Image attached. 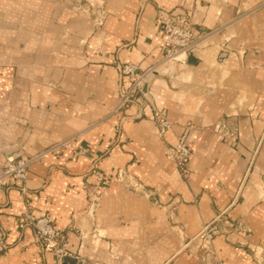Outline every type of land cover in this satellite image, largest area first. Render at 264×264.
<instances>
[{"label":"crops","instance_id":"obj_1","mask_svg":"<svg viewBox=\"0 0 264 264\" xmlns=\"http://www.w3.org/2000/svg\"><path fill=\"white\" fill-rule=\"evenodd\" d=\"M161 12L208 34L187 65L145 78L172 124L163 137L147 104L110 116L129 85L119 66L166 55ZM184 131L182 173L167 148ZM40 155L26 193L0 187V264H63L26 212L64 231L76 264H202L199 237L225 212L241 228L214 239L215 257L264 264L251 251L264 252V0H0V169Z\"/></svg>","mask_w":264,"mask_h":264},{"label":"built area","instance_id":"obj_2","mask_svg":"<svg viewBox=\"0 0 264 264\" xmlns=\"http://www.w3.org/2000/svg\"><path fill=\"white\" fill-rule=\"evenodd\" d=\"M105 14L101 13L97 17V25H103ZM160 23L168 27V35L165 42L166 55L164 59L157 65L143 71L139 65L134 63H125L119 66L120 77L126 79L129 85L126 90L121 92L117 107L110 116L119 115L127 106H136L137 108L144 107L147 103L144 96V82L149 74L158 73L165 74L170 67L175 65L185 66L191 53L196 51L200 43L208 36L206 33L199 32L195 29L191 14H168L160 13ZM149 105V104H147ZM145 106L154 115V120L157 126L158 135L163 137L167 131L172 128V124L166 116L163 109L152 105ZM189 131H184L179 136L178 140L168 146L167 157L173 161L176 167L185 173L188 171V166L191 161V151L189 148ZM61 147L72 148V140L58 143L49 152L55 151ZM88 154V149H79L77 155L85 156ZM44 155L29 159H10L3 171H0V187L6 185L11 179L17 182V186L21 191L26 193V183L28 181L29 168L37 160H40ZM96 169V167H95ZM98 184L97 189L100 190L103 181V175L100 171L96 173ZM131 178L126 171L120 170L117 175V180L121 184H130ZM97 202L96 200L94 201ZM224 216L219 215V219ZM23 225L30 226L34 230L35 243L42 249L44 253L52 254L59 261L64 257H73L74 253L69 249L67 240L64 236V231L58 229L52 219L48 216L35 217L33 213L26 212L23 215ZM209 227L203 229V234L208 235ZM83 247V246H82ZM83 263H85L83 261Z\"/></svg>","mask_w":264,"mask_h":264},{"label":"rangeland","instance_id":"obj_3","mask_svg":"<svg viewBox=\"0 0 264 264\" xmlns=\"http://www.w3.org/2000/svg\"><path fill=\"white\" fill-rule=\"evenodd\" d=\"M10 159L18 160V159H22V158H19V157L9 158L6 161V164L8 163V161ZM6 164H5V166H6ZM5 166L2 169H0V171H3L5 169ZM222 213L224 214V216H222L219 219V215L221 213L218 214L211 223H209L208 225L205 226V227H209V230H208L209 236H205L203 234V231H202V233L199 237L200 241L202 242V245L199 248L200 249L199 250V256L203 260L202 264H224L223 262L218 260L214 255V249H213L214 239L217 236L229 235L231 230L238 231L241 228L239 226V224L234 225L233 223H231L229 221V219L227 218L225 212H222ZM243 232H245V231H243ZM251 251L256 258H261L264 255L263 254L264 252L259 247L253 248V249H251Z\"/></svg>","mask_w":264,"mask_h":264},{"label":"water","instance_id":"obj_4","mask_svg":"<svg viewBox=\"0 0 264 264\" xmlns=\"http://www.w3.org/2000/svg\"><path fill=\"white\" fill-rule=\"evenodd\" d=\"M76 259H74L73 257H64L63 259H62V263L63 264H76Z\"/></svg>","mask_w":264,"mask_h":264}]
</instances>
